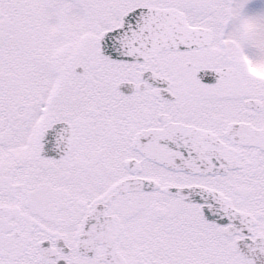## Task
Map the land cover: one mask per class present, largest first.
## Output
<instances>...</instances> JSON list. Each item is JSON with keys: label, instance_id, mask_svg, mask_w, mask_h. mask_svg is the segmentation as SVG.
Returning a JSON list of instances; mask_svg holds the SVG:
<instances>
[{"label": "snow or ice", "instance_id": "snow-or-ice-1", "mask_svg": "<svg viewBox=\"0 0 264 264\" xmlns=\"http://www.w3.org/2000/svg\"><path fill=\"white\" fill-rule=\"evenodd\" d=\"M0 264H264V0H0Z\"/></svg>", "mask_w": 264, "mask_h": 264}]
</instances>
